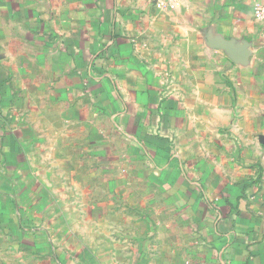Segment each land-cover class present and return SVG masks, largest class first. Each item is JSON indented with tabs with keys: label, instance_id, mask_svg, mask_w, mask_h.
Here are the masks:
<instances>
[{
	"label": "crops",
	"instance_id": "1",
	"mask_svg": "<svg viewBox=\"0 0 264 264\" xmlns=\"http://www.w3.org/2000/svg\"><path fill=\"white\" fill-rule=\"evenodd\" d=\"M258 4L0 0L15 264H264Z\"/></svg>",
	"mask_w": 264,
	"mask_h": 264
},
{
	"label": "rangeland",
	"instance_id": "2",
	"mask_svg": "<svg viewBox=\"0 0 264 264\" xmlns=\"http://www.w3.org/2000/svg\"><path fill=\"white\" fill-rule=\"evenodd\" d=\"M2 236L3 235H1V237H0V264H8V263L9 264H15V263L19 262V258H18L19 255L16 254V251H11V250L7 251V246L2 244L3 239H4ZM4 241H6V240H4ZM75 260H77V259L75 258L74 261L72 262V264H75V262H76Z\"/></svg>",
	"mask_w": 264,
	"mask_h": 264
},
{
	"label": "built area",
	"instance_id": "3",
	"mask_svg": "<svg viewBox=\"0 0 264 264\" xmlns=\"http://www.w3.org/2000/svg\"><path fill=\"white\" fill-rule=\"evenodd\" d=\"M254 18L256 22L264 26V5H256L254 9Z\"/></svg>",
	"mask_w": 264,
	"mask_h": 264
},
{
	"label": "water",
	"instance_id": "4",
	"mask_svg": "<svg viewBox=\"0 0 264 264\" xmlns=\"http://www.w3.org/2000/svg\"><path fill=\"white\" fill-rule=\"evenodd\" d=\"M262 142H263V144H264V138L262 139Z\"/></svg>",
	"mask_w": 264,
	"mask_h": 264
}]
</instances>
